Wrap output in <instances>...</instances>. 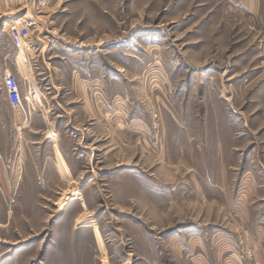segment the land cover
<instances>
[{"label":"rangeland","instance_id":"374dc122","mask_svg":"<svg viewBox=\"0 0 264 264\" xmlns=\"http://www.w3.org/2000/svg\"><path fill=\"white\" fill-rule=\"evenodd\" d=\"M0 33V264H264V0H0Z\"/></svg>","mask_w":264,"mask_h":264},{"label":"crops","instance_id":"0c3cea01","mask_svg":"<svg viewBox=\"0 0 264 264\" xmlns=\"http://www.w3.org/2000/svg\"><path fill=\"white\" fill-rule=\"evenodd\" d=\"M5 27L3 28V30ZM1 34V33H0ZM0 125L5 124L6 120L8 119V98L7 95L2 87V81L8 70L11 69V65L15 62V56L12 55L9 62V52H0ZM18 55L16 56V58Z\"/></svg>","mask_w":264,"mask_h":264},{"label":"built area","instance_id":"2783aa9c","mask_svg":"<svg viewBox=\"0 0 264 264\" xmlns=\"http://www.w3.org/2000/svg\"><path fill=\"white\" fill-rule=\"evenodd\" d=\"M2 87L12 105L23 107L24 97L22 87L19 78L15 73H6L2 81Z\"/></svg>","mask_w":264,"mask_h":264}]
</instances>
